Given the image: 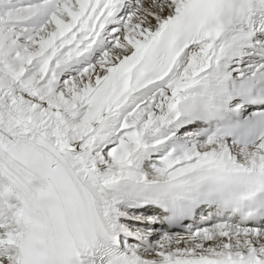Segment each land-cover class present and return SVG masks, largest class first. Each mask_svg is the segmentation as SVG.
Here are the masks:
<instances>
[{"label": "snow or ice", "instance_id": "obj_1", "mask_svg": "<svg viewBox=\"0 0 264 264\" xmlns=\"http://www.w3.org/2000/svg\"><path fill=\"white\" fill-rule=\"evenodd\" d=\"M0 264H264V0H0Z\"/></svg>", "mask_w": 264, "mask_h": 264}]
</instances>
